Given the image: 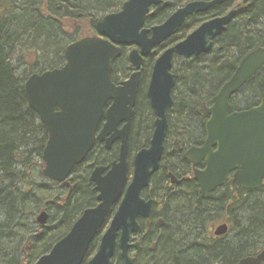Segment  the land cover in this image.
Here are the masks:
<instances>
[{"label":"water","instance_id":"water-1","mask_svg":"<svg viewBox=\"0 0 264 264\" xmlns=\"http://www.w3.org/2000/svg\"><path fill=\"white\" fill-rule=\"evenodd\" d=\"M224 1L227 0L193 1L164 24L149 30L143 29L146 17L152 7L162 4V0H126L119 12L106 15L97 23L100 37H86L67 47L63 68L42 75L34 74L26 81L29 106L48 132L42 155V174L47 179L65 182L75 167L85 161L95 146L97 128L104 116L106 123L99 140L112 135L107 141L108 146L115 140L121 141L119 159L108 173L104 175L107 169L96 167L91 174L90 182L96 185L98 192V205L86 209L69 233L35 264H84L90 247L117 204L109 228L87 264H112L117 246L125 264H133L128 256L130 232H138L137 219L147 218L150 214L151 202L141 195L149 187L152 175L159 170L164 153L167 110L173 106L172 89L175 85V76L170 73L173 57L190 58L210 52L212 40L226 31L237 12L233 10L227 16L203 23L156 61L148 92L157 118L155 131L149 148L141 150L134 159L130 184H127L128 133L140 73H135L123 88H116L111 81L113 64L121 56V46H138L140 53L132 52L130 60L140 68L143 57L149 56L155 46L176 34L187 16L205 12ZM3 2L0 0V6ZM263 67L264 49L260 48L245 57L231 80L216 95L211 107L204 108V113L210 116L206 124L205 146L189 152L195 164L205 160L206 170L197 173L196 177L203 194L225 184L231 172H235L233 182L245 190H258L263 185L264 96L251 109L229 112L231 98ZM111 99H114V105L105 115L104 107ZM56 107H59L58 112ZM122 123L125 125L119 130ZM47 221L45 211L37 217L41 226ZM221 228L226 229L225 226ZM238 264H264V250L257 256L243 258Z\"/></svg>","mask_w":264,"mask_h":264},{"label":"trees","instance_id":"trees-1","mask_svg":"<svg viewBox=\"0 0 264 264\" xmlns=\"http://www.w3.org/2000/svg\"><path fill=\"white\" fill-rule=\"evenodd\" d=\"M189 1L192 0H174L171 4ZM106 2L110 1L89 0L88 5L105 6ZM229 3L231 10H237L238 18L221 39L223 62L201 63L183 73L180 105L183 111L193 110L196 103L199 107L211 101L221 88L222 79L231 75L242 56L253 49H264V0H230ZM73 8V14L84 15V19L80 18L82 22L66 13V9ZM73 8L67 0H5L0 6V264H35L69 233L86 209L94 206L97 197L88 182L89 169L84 166L74 172L76 189L75 186L72 190L65 189L52 181L51 190L35 184V180L45 179L42 154L48 132L29 106L25 83L32 73L58 68L73 40L94 34L97 18L93 12ZM263 96L264 68L236 98L241 105L251 108ZM138 115L142 128L137 129L135 142L147 134L149 126L146 109ZM189 121L184 114L182 123ZM238 191L236 187L229 190L226 201L221 196L222 202L217 205L228 208L229 215L223 214L221 218L244 225L239 236L212 253L187 252L184 235L171 236L164 257L177 255V260L186 264H236L239 259L262 251L264 195H243ZM65 192L69 198L62 197ZM182 203L175 204L172 215L188 212ZM42 211L49 214V227H42L36 221ZM186 219V227L196 220L193 216ZM37 229H44V233L39 234ZM95 249L97 239L89 253L92 255Z\"/></svg>","mask_w":264,"mask_h":264},{"label":"flooded vegetation","instance_id":"flooded-vegetation-1","mask_svg":"<svg viewBox=\"0 0 264 264\" xmlns=\"http://www.w3.org/2000/svg\"><path fill=\"white\" fill-rule=\"evenodd\" d=\"M67 1L71 3L72 8H81V0ZM121 1L122 0H120V2ZM125 1L126 0L122 1L121 8L119 10L113 8L111 9V12H108L110 11V9H107L103 15L97 13V16L95 15V17L97 18V23L106 15L119 12L122 9ZM173 1L174 0H162V4L160 6L152 7L149 15L146 17L143 29L150 30L155 26L164 24L173 14L183 9L187 4L193 1L210 2L212 0H192L184 4H181V2L176 5L171 4ZM229 1L230 0L224 1L222 4L216 5L205 12L195 13L191 16H187L176 34L169 37L162 44L155 46L149 56L143 57L140 68H137L131 62L130 55L134 51H138L140 53L141 49L138 46H121V56L114 62L111 74V81L114 86L116 88H123L124 84L129 82L135 73H140L135 104L132 107L133 115L128 133L129 173L127 184L131 183L134 168L133 164L136 155L141 150L149 148L155 131V121L157 118L155 110L153 109L151 101L149 99L148 92L156 61L168 49L183 42L203 23L209 22L216 18L227 16L233 10L237 12L236 9H230L231 6ZM70 10L66 9V13L75 16V18H85L82 14L76 15V13H74V15L72 12L75 11V9ZM237 15L238 13L231 21V23L227 26V29L233 22L237 20ZM226 31L212 40L213 45L210 52L208 53H202L199 56H192L190 58L178 55H175L173 57L170 73L175 76V85L172 89L173 106L167 110L168 130L164 142V153L160 162L159 170L152 175L149 187L143 190L141 195L144 200L151 202L150 214L147 218L139 217L137 219L139 225L138 232H130V247L128 250V256L132 259L133 264H186L184 262L178 261L177 255L164 257L167 244L170 241L169 238H171V236H179V234L184 235V240L186 242L185 244L187 246L185 251L187 252L190 250H201V252L204 253H212L214 252V249L219 250L220 246L225 245V243L234 240L237 236H239L241 234V228H243L244 226L241 224V222H239V225H236L234 222L232 223L226 218H221L223 214L225 216L229 215L228 208L224 204H222L221 208L219 205H217L218 202H222V200L220 199L221 196L223 197V201H226V193L229 190L233 191L235 187L239 190L238 192L241 191L243 195L245 193H254L258 196L264 195V180L263 185L260 189L245 190L237 186L233 182L235 172L229 173L228 180L225 184L216 188L215 190L203 194L200 182L196 179V177L197 173L204 172L206 170L205 160L199 161L197 162V164H195V160H193L189 155V152L192 149L203 148L207 140L208 135L206 131V124L210 119V116L204 113V108L211 107L216 95L220 92L222 87L231 80L245 57H247L252 52L260 49H253L246 55L241 57L238 66L232 71L231 75H227L222 79L221 83L223 84L211 101L205 102L199 107L196 103L193 110L184 109L183 111L180 107L182 96L181 81L183 80V73L189 69L196 68L197 65L201 63V65H205L212 60H216V62H223V50L220 49L219 45ZM86 37H100V35L98 34L95 27L94 34ZM86 37L84 36L79 39L73 40L69 45ZM149 37H151V34H149ZM208 41L210 42V39H208ZM65 64L66 60L63 56L62 63L58 68L37 71L35 73H32V75H42L47 71L61 69L65 66ZM256 75L254 77H256ZM252 79H250L249 81H251ZM240 91L231 98L229 111L230 113L251 109L257 106L262 99H260L257 105L251 108H247L246 106L241 105L242 103H240L238 101V98H236V95H238ZM113 105L114 99H111L106 103L104 107L105 115L113 107ZM231 107H234V110ZM143 108L146 109L147 115H149L148 131L144 137H141L139 142H135V133L138 128H142V123H139L140 117L138 115V112L143 111ZM55 111L58 112L59 107H56ZM184 114L189 117V124L184 125V123H182ZM105 123L106 118L104 116L97 128V140L95 142L94 148L88 154L85 161L81 165L75 167L69 178H67L65 182H62L63 184L61 185V187H64L65 189L70 188L72 190L75 186L76 189L78 183L75 182V177L73 178L74 172L78 167L84 166L89 169L88 182L94 187L95 192L98 196L96 185L90 182L91 174L96 167H104L107 169L104 173V175H106L111 169L112 164L118 161L121 149L120 140H115L110 146H108L107 141L112 137V135L106 136L103 141L99 140L98 137L103 131ZM124 125L125 123L120 124L118 126V129L121 130ZM184 129L187 131L184 132ZM213 151H216V148H213ZM180 201L183 202L181 205H184L188 212L185 213V215L180 214L179 216H174V214H171L174 208V202L178 204V202ZM187 204L188 206H186ZM96 205H98L97 197L94 201V206ZM118 205L119 204L114 206L113 214L118 209ZM192 216L194 220L196 219L195 222H191V225L189 224L186 227L187 224L185 223V221H188V219L186 218H190ZM109 225L110 220L97 235V250L101 238L109 228ZM223 226H225L226 229L221 228ZM219 228H221L220 231ZM238 229L240 233L238 232ZM119 238L120 233L118 235L117 241L119 240ZM262 251L257 252V254L254 256H257ZM180 256L183 257L182 255ZM243 258L239 259L236 264H238ZM111 263L125 264V261L121 256V250L119 246H117L116 248Z\"/></svg>","mask_w":264,"mask_h":264},{"label":"rangeland","instance_id":"rangeland-1","mask_svg":"<svg viewBox=\"0 0 264 264\" xmlns=\"http://www.w3.org/2000/svg\"><path fill=\"white\" fill-rule=\"evenodd\" d=\"M110 2L108 3V2H106L104 5L105 6H103V4H99V5H92V4H89L88 5V2H89V0L87 1V0H81V2H80V7H81V9H84V10H86V11H90V12H93V14L94 15H96L97 16V13L98 14H101V15H103L104 14V12H106V10L107 9H110V11H108V12H111V9H113V8H116V9H120L121 8V3H122V1L120 2V0H109ZM76 19V18H75ZM79 21H81L82 20V18H81V20H80V17H78L77 18ZM78 22V21H77ZM82 22V21H81ZM79 24H80V22H78ZM86 37V36H85ZM33 50V49H32ZM39 54V53H38ZM25 67V66H24ZM23 67V68H24ZM44 178V177H43ZM35 184L36 185H43L44 187H45V189H47V190H51L52 189V187H53V184H52V182H50V181H48V180H46V178L45 179H38V180H35ZM62 197L64 198V197H67L66 196V192L65 193H63L62 194ZM67 198H69V197H67ZM175 204H176V202H174V205H173V207H175ZM42 212H44V211H42ZM46 212V211H45ZM40 215V214H39ZM245 217V216H244ZM50 219H48V221H47V224L45 225V227H49V225H50ZM172 224V223H171ZM38 230V232H39V234L40 233H44V229H37ZM27 239V238H26ZM26 245V244H25ZM95 251H96V249H95ZM95 251H94V253H95ZM30 252H31V250H29V254H30ZM93 253V254H94ZM93 254L88 258V259H90L92 256H93ZM29 259V257L27 256L26 257V261Z\"/></svg>","mask_w":264,"mask_h":264}]
</instances>
